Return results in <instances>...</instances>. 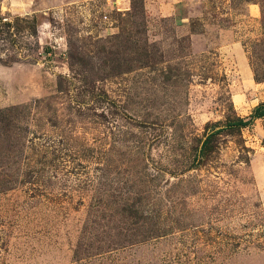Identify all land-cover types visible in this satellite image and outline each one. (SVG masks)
Instances as JSON below:
<instances>
[{
	"label": "rangeland",
	"instance_id": "rangeland-1",
	"mask_svg": "<svg viewBox=\"0 0 264 264\" xmlns=\"http://www.w3.org/2000/svg\"><path fill=\"white\" fill-rule=\"evenodd\" d=\"M174 7L0 0V264H264L261 10Z\"/></svg>",
	"mask_w": 264,
	"mask_h": 264
},
{
	"label": "trees",
	"instance_id": "trees-1",
	"mask_svg": "<svg viewBox=\"0 0 264 264\" xmlns=\"http://www.w3.org/2000/svg\"><path fill=\"white\" fill-rule=\"evenodd\" d=\"M255 4H257L261 10L262 28L264 30V0H255ZM254 73H255V80L256 81L264 79V77L261 78V77L256 76V71H254ZM259 74H261V73H259ZM262 75L264 76V71L262 72ZM18 110L19 109H17V108H9V109L0 111V117H4V118H2V120H0V124H2V122H6V124H7L8 128L5 131L7 132L8 139H9V146H8L9 150L10 149L12 150V148H14V145H12L11 143H13V144L15 143L17 145V149H18V151L16 149V152L20 153V155L23 157L24 160L29 161L30 159H32L34 157H26L25 156V151H23L24 147L20 145V149H19L18 137L16 136L18 134V133H16V130L18 129V127L14 121H15L17 115L21 114L20 110L19 111ZM250 119H264V103H261L257 107H255L252 115L250 116ZM247 124H248V121H245L244 119L236 117L234 120L228 121L224 128H227V129L241 128V127H245ZM222 130L223 129H217L216 131H210L209 133H207L205 140L202 143V147H201V150L199 152L198 157H200V154L204 153V148L206 147L209 139H211L212 136L219 134V132ZM8 148L6 149V152L4 151L5 153L4 152L1 153V155L4 156V157H2L4 159H9L8 155L13 153L12 151H7ZM35 156L39 157V159L42 160V161H38V159H36V163H39V165H41L43 167L42 170H44V167H50V168L54 167L53 164H54L55 159L52 161H48L47 156L43 157V155H40L39 153L35 154ZM12 157H13V155H12ZM29 173H35V171H29V172H26L25 174H29ZM97 206H98V204L94 206L95 209L97 208ZM88 221H89V224L87 225V228H84V233H86V232L88 233V230H89V234H90V232H92V226L95 224V221L92 218H89ZM153 235H156V233L149 231V232L139 234L137 236H140V239H144L146 237L153 236ZM131 236H134V235L131 234ZM84 239L86 240L85 247L86 248H89V247L92 248L91 244H89V242H88V239H86V237ZM125 242H129V240L125 241ZM125 242H122V243H125ZM113 244L117 245L116 240H113ZM81 246H82V244H81Z\"/></svg>",
	"mask_w": 264,
	"mask_h": 264
},
{
	"label": "crops",
	"instance_id": "crops-1",
	"mask_svg": "<svg viewBox=\"0 0 264 264\" xmlns=\"http://www.w3.org/2000/svg\"><path fill=\"white\" fill-rule=\"evenodd\" d=\"M179 1H180V0H171V3H172V8H171L172 10L170 11L171 15H174V14H175V13H174V12H175L174 4H175V3H178ZM254 7H256V8H257V12H259V11H258V7H257L256 5H254ZM170 13H169V11H168L167 14H170Z\"/></svg>",
	"mask_w": 264,
	"mask_h": 264
},
{
	"label": "built area",
	"instance_id": "built-area-1",
	"mask_svg": "<svg viewBox=\"0 0 264 264\" xmlns=\"http://www.w3.org/2000/svg\"><path fill=\"white\" fill-rule=\"evenodd\" d=\"M106 19V17H104Z\"/></svg>",
	"mask_w": 264,
	"mask_h": 264
}]
</instances>
